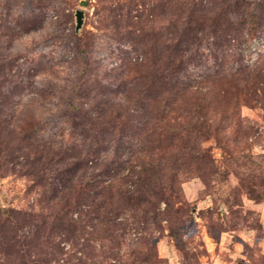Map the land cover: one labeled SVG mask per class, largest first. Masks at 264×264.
<instances>
[{
  "label": "rangeland",
  "instance_id": "rangeland-1",
  "mask_svg": "<svg viewBox=\"0 0 264 264\" xmlns=\"http://www.w3.org/2000/svg\"><path fill=\"white\" fill-rule=\"evenodd\" d=\"M0 264H264V0H0Z\"/></svg>",
  "mask_w": 264,
  "mask_h": 264
},
{
  "label": "trees",
  "instance_id": "trees-1",
  "mask_svg": "<svg viewBox=\"0 0 264 264\" xmlns=\"http://www.w3.org/2000/svg\"><path fill=\"white\" fill-rule=\"evenodd\" d=\"M157 78V81L159 82L158 83V85H157V88L155 89V95H154V97H153V100H154V104L156 103V104H159V101L160 100H162V98L164 97V95L165 94H167L168 92L169 93H171V91H168L166 88H167V83H165V80H163V79H158V77H156ZM76 187L77 186H80V188L82 187V185L81 184H78L77 183V185H75Z\"/></svg>",
  "mask_w": 264,
  "mask_h": 264
},
{
  "label": "water",
  "instance_id": "water-1",
  "mask_svg": "<svg viewBox=\"0 0 264 264\" xmlns=\"http://www.w3.org/2000/svg\"><path fill=\"white\" fill-rule=\"evenodd\" d=\"M74 17H75V30L79 31L83 23V11L79 9L76 10L74 13Z\"/></svg>",
  "mask_w": 264,
  "mask_h": 264
}]
</instances>
